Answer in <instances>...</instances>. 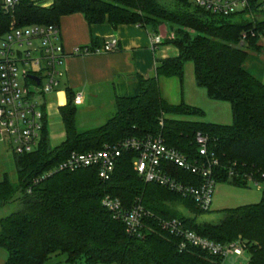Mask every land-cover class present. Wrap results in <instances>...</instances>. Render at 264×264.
<instances>
[{
  "label": "trees",
  "instance_id": "16d2710c",
  "mask_svg": "<svg viewBox=\"0 0 264 264\" xmlns=\"http://www.w3.org/2000/svg\"><path fill=\"white\" fill-rule=\"evenodd\" d=\"M42 1L46 0H18L6 12L0 0V38L14 22L60 25L63 17L82 14L89 26L132 25L152 36H159L166 26L173 34L161 43L177 48L179 55L159 61L155 77L137 76L132 93L116 96L111 119L86 131L79 129L78 105L69 90L68 103L60 109L66 140L51 146L46 117L39 148L12 153L17 183L6 174L0 181V211L12 205L18 209L0 217V249L8 254L5 264H225L222 256L185 245L179 232L164 228V223L173 221L183 231L218 244L241 240L251 254L248 264H264V83L246 69L251 54L264 50V17H223L190 0H51L49 7ZM189 63L194 65L197 86L207 91L208 98L231 105V125L204 122L201 109L164 98L161 79H177L183 87ZM199 134L208 139L207 156L201 155ZM149 137L162 138L192 166L208 167L216 161L212 165L216 185H262V200L225 209L222 221L213 224L199 221L210 210H202L193 198L146 182L135 170L136 151L121 155L106 182L96 168L58 170L73 153L97 152ZM163 168L185 186H201L205 180L176 164L165 163ZM106 196L118 199L125 211L143 207L146 215L138 235L129 234L123 221L105 208Z\"/></svg>",
  "mask_w": 264,
  "mask_h": 264
},
{
  "label": "built area",
  "instance_id": "2783aa9c",
  "mask_svg": "<svg viewBox=\"0 0 264 264\" xmlns=\"http://www.w3.org/2000/svg\"><path fill=\"white\" fill-rule=\"evenodd\" d=\"M46 1L48 2L40 4L49 7L52 1ZM190 1L199 8L223 17L244 16L248 20L264 17V0ZM17 3L18 0H1V8L9 12ZM152 41L154 46L159 45L162 38L153 36ZM118 51L119 41L111 39L102 48H96L92 52L88 47L78 48L75 55L111 54ZM67 59L60 25L17 26L14 22L9 32L0 38V143L12 153L28 154L39 148L46 118L45 98L55 93L65 80ZM34 79H38L39 83ZM82 102V95L75 96L76 105H81ZM197 143L201 155L207 156L208 139L199 134ZM131 150L138 152L135 170L146 182L158 183L191 197L202 210H210L216 187L212 165H217V162L202 168L192 166L181 153L169 148L160 137L129 139L101 151L73 153L58 170L73 172L83 168H96L101 180L106 182L111 180L121 155ZM165 163L202 174L204 183L195 187L182 185L166 173L163 168ZM255 185L262 190V185ZM103 204L115 219L123 221L129 234H139L146 215L143 207L135 206L132 210L125 211L122 203L110 196L103 199ZM180 226L177 221L164 223L165 229L179 232L185 238V245L188 243L212 255L222 256L225 260L230 255L241 257L247 251L241 240L218 244L194 232L183 231Z\"/></svg>",
  "mask_w": 264,
  "mask_h": 264
},
{
  "label": "crops",
  "instance_id": "0c3cea01",
  "mask_svg": "<svg viewBox=\"0 0 264 264\" xmlns=\"http://www.w3.org/2000/svg\"><path fill=\"white\" fill-rule=\"evenodd\" d=\"M60 27L63 45L68 55L67 75L60 88L45 98L52 147H58L66 140L60 109L68 103L69 90L75 96L82 95L81 106L88 103L87 108L91 111L94 105L101 104L102 107L99 106L102 110L101 115L110 118L116 112V96L132 93L137 86V76L153 78L156 76L159 61L176 58L179 55L178 49L173 46H165L162 43L154 46L151 33L137 26L126 25L117 29L108 23L89 26L84 15L74 14L63 17ZM161 38L163 41L164 37ZM111 39L119 41V51L116 53L75 55L78 48H90L93 45H96L95 49L102 48L104 43ZM257 60L258 78L264 83V50ZM160 84L161 90L163 87L169 92L172 90L176 92V103L170 100V96L164 97L166 100L171 104L183 101L191 107L201 109L205 113L204 122L217 125L233 123L231 105L210 100L207 91L197 86L194 65L191 66L190 63L186 65L183 87L174 79H161ZM90 113L92 112L86 114ZM81 114L85 115L79 113ZM5 148L7 147L0 143V153Z\"/></svg>",
  "mask_w": 264,
  "mask_h": 264
},
{
  "label": "rangeland",
  "instance_id": "374dc122",
  "mask_svg": "<svg viewBox=\"0 0 264 264\" xmlns=\"http://www.w3.org/2000/svg\"><path fill=\"white\" fill-rule=\"evenodd\" d=\"M40 1V0H34ZM48 1H42L41 3L45 4ZM160 34L164 38L171 36L173 33L166 26L160 29ZM264 44V41L262 42ZM259 55H252L249 61L246 64V69L252 73L254 76L258 77L257 71V58ZM193 66L192 63H190ZM178 82L177 79H174ZM162 92L164 97H171V101L176 103V92L175 90L167 91L166 88L162 87ZM94 104V103H93ZM88 103H85L83 106L78 105L79 113H85V115H79L80 119L78 120V126L81 131H86L88 129L98 127L103 125L105 122L111 119L107 118L102 114V110H100L99 106L101 104H97V106H93L92 111L87 108ZM87 112H92L90 114H86ZM105 119V120H104ZM8 175L9 179L13 183H17V172L14 164V157L12 152L5 148L3 152L0 153V181L3 179L4 175ZM263 194L262 190L252 184L249 188H239L227 183H218L215 187V192L212 198V204L210 207V212L206 213L202 217L199 218L200 222H208L213 224H218L224 218L223 210L225 209H233L246 205L257 204L262 200ZM179 210L187 214L186 210L183 207H180ZM18 211L16 206L12 205L0 211V217H6L12 213ZM251 254L249 252H245L241 257L230 255L226 258L225 264H248L250 260ZM8 258V254L5 250L0 249V264H5Z\"/></svg>",
  "mask_w": 264,
  "mask_h": 264
},
{
  "label": "water",
  "instance_id": "95a60500",
  "mask_svg": "<svg viewBox=\"0 0 264 264\" xmlns=\"http://www.w3.org/2000/svg\"><path fill=\"white\" fill-rule=\"evenodd\" d=\"M37 83H39V80L38 79H34Z\"/></svg>",
  "mask_w": 264,
  "mask_h": 264
}]
</instances>
